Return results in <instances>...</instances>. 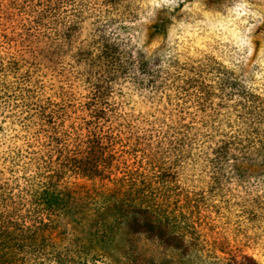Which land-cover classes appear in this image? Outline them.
Listing matches in <instances>:
<instances>
[{
    "label": "rangeland",
    "instance_id": "obj_1",
    "mask_svg": "<svg viewBox=\"0 0 264 264\" xmlns=\"http://www.w3.org/2000/svg\"><path fill=\"white\" fill-rule=\"evenodd\" d=\"M186 2L207 16L220 12L221 0ZM249 2L264 7V0ZM131 5L137 16L122 21V34L148 57L159 58L152 66L156 72L151 77L120 67L104 79L99 71L102 95L97 104L103 118L98 124L122 139L114 143L120 168L125 162L147 171L154 164L176 192L195 198L201 242L190 244L186 236L183 248L175 251L148 228L136 235L122 226L108 247L112 258L116 264H264V80L253 75L259 73L256 60L264 53V24L252 34V56L246 64H237L226 43H210L203 34L170 46L174 23L191 22L179 9H156L153 0H131ZM95 28V17L87 12L65 40L51 33L40 35L13 0H0L4 190L16 193L33 176L31 158L48 140L51 124L62 132L93 127L85 120L93 108L89 91L97 75L90 70L91 55L84 54L90 52ZM189 77L202 87L201 99L183 98L182 80ZM114 172L117 177L122 174L115 168ZM100 185L115 187L107 180L74 175L60 180V187L77 194L91 193ZM59 238L58 245L67 243Z\"/></svg>",
    "mask_w": 264,
    "mask_h": 264
},
{
    "label": "trees",
    "instance_id": "obj_2",
    "mask_svg": "<svg viewBox=\"0 0 264 264\" xmlns=\"http://www.w3.org/2000/svg\"><path fill=\"white\" fill-rule=\"evenodd\" d=\"M13 1L29 17L36 33H51L59 40L69 38L79 28L85 13L93 14L94 38L90 52L84 55H91L90 70L97 76L89 91L93 108L90 119L85 120L93 127H85V132L76 127L62 132L57 124H51L48 140L31 158L36 168L33 176L16 193L0 187V264H38L46 260L55 264H116L108 247L122 226L136 235L148 228L164 246L175 251L183 248L186 236L190 244H200L194 220L200 219L195 198L176 192L165 172L154 164L147 171L125 162L120 168L114 143L122 139L98 124L103 118V109L97 104L102 95L100 75L105 73L104 79L108 78L121 67L136 68L153 77L156 71L152 66L159 61L122 34L126 29L122 21H133L137 16L131 0ZM116 21L118 24L107 30ZM182 81L185 100L203 97L204 91L194 77ZM114 168L122 173L120 177ZM66 175L107 180L115 187L105 189L100 185L91 193L77 194L60 187ZM63 233L69 236L64 238ZM57 238L61 243L67 239V243L58 245Z\"/></svg>",
    "mask_w": 264,
    "mask_h": 264
},
{
    "label": "clouds",
    "instance_id": "obj_3",
    "mask_svg": "<svg viewBox=\"0 0 264 264\" xmlns=\"http://www.w3.org/2000/svg\"><path fill=\"white\" fill-rule=\"evenodd\" d=\"M153 7L166 9L169 13L179 9L191 20L190 23L184 20L174 23L169 30L170 46L176 42L192 41L203 34L210 43H226L237 64H246L252 56V34L259 25L264 24V7L256 6L249 0H221L220 12L213 16L204 15L197 5L189 4L186 0H153ZM197 16L202 18L197 19ZM256 64L260 71L253 75L257 81L264 80V53L257 57Z\"/></svg>",
    "mask_w": 264,
    "mask_h": 264
}]
</instances>
